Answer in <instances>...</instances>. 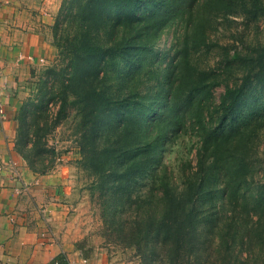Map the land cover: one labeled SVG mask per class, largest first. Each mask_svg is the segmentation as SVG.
Masks as SVG:
<instances>
[{
	"label": "trees",
	"instance_id": "16d2710c",
	"mask_svg": "<svg viewBox=\"0 0 264 264\" xmlns=\"http://www.w3.org/2000/svg\"><path fill=\"white\" fill-rule=\"evenodd\" d=\"M69 3L79 7L69 14L77 28L65 37L69 84L58 92L59 114L68 94L85 100L83 119L95 118L94 136L105 135L104 146L87 149L91 169L112 190L109 198L135 204L133 213L147 211L146 202L150 209L126 226L113 218L118 235L142 264H264V38L223 56L218 72L201 66L217 45L212 34L232 18L263 21L264 0ZM174 23L183 36L168 56L156 43ZM237 70L240 81L230 83ZM219 85L225 90L216 103ZM181 120L194 121L200 143L196 165L171 182L157 146ZM147 172L149 191L131 201L127 190Z\"/></svg>",
	"mask_w": 264,
	"mask_h": 264
},
{
	"label": "rangeland",
	"instance_id": "374dc122",
	"mask_svg": "<svg viewBox=\"0 0 264 264\" xmlns=\"http://www.w3.org/2000/svg\"><path fill=\"white\" fill-rule=\"evenodd\" d=\"M70 1L73 0H57L55 4L54 21L51 25V37L56 48L54 59L49 64L33 68L20 85L24 103L17 130L16 150L28 165L33 163L35 168L43 173L64 166L71 179L68 200L76 228L98 242L115 264H142L139 259L140 252L136 247L125 244L116 232L112 220L116 218L117 224L126 226L132 217H145L150 210L149 205L147 202L144 204L147 211L141 208L133 213L135 204L129 205L126 200H121L119 204L113 198H109L112 190L103 183V178L91 169L87 149H93V146H98L99 149L100 146H104L102 141L105 135L94 136L95 118L83 119L81 107L85 105V100L68 94L67 110L59 114L62 102L58 92H62L69 84V79H66L69 54L66 50L65 37L75 32L77 28L70 24L69 14L70 10L76 12L79 6L74 4L71 9ZM170 17L171 22L178 20L176 16ZM231 20L221 28L222 31L212 34L210 39L216 41L217 45L210 54L202 57V67H212L218 72L222 68L220 62L226 61L223 56L228 54L231 57L236 51L241 54L246 53L257 47L256 43L259 40H263L264 20L259 23L244 22L241 18ZM183 28L179 23L167 26L156 43L157 50L171 56L182 39ZM120 66H123V63L120 62ZM241 77L242 73L237 70V73L231 75L228 80L234 83L240 81ZM224 90V85L214 89L216 103L220 102ZM114 93L117 94L118 91ZM149 100L152 102L153 98L149 97ZM181 124L180 127L178 123L177 130L169 133L168 141L160 144V147L157 146L158 154H161L158 159L162 164L168 165L171 182H182L183 175L196 165V154L200 143V133L197 132L194 121L181 120ZM149 172L138 175L127 190L131 191V201L137 195H143L145 192L147 194L149 191L151 178ZM114 204L121 206L115 211ZM221 204L219 198L218 209H221ZM213 249L214 246L211 248V253Z\"/></svg>",
	"mask_w": 264,
	"mask_h": 264
},
{
	"label": "crops",
	"instance_id": "0c3cea01",
	"mask_svg": "<svg viewBox=\"0 0 264 264\" xmlns=\"http://www.w3.org/2000/svg\"><path fill=\"white\" fill-rule=\"evenodd\" d=\"M57 0H0V264H115L73 222L64 166L34 170L16 150L20 85L54 59Z\"/></svg>",
	"mask_w": 264,
	"mask_h": 264
}]
</instances>
